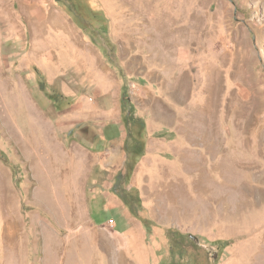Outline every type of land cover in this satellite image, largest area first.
Listing matches in <instances>:
<instances>
[{
  "label": "rangeland",
  "instance_id": "1",
  "mask_svg": "<svg viewBox=\"0 0 264 264\" xmlns=\"http://www.w3.org/2000/svg\"><path fill=\"white\" fill-rule=\"evenodd\" d=\"M0 264H264V0H0Z\"/></svg>",
  "mask_w": 264,
  "mask_h": 264
},
{
  "label": "trees",
  "instance_id": "2",
  "mask_svg": "<svg viewBox=\"0 0 264 264\" xmlns=\"http://www.w3.org/2000/svg\"><path fill=\"white\" fill-rule=\"evenodd\" d=\"M133 107H130V100L126 93L123 98V121L128 133L127 147L128 159L126 161V167L129 171L133 168L134 163L143 156V146L146 141V133L144 124L134 115L132 111Z\"/></svg>",
  "mask_w": 264,
  "mask_h": 264
}]
</instances>
